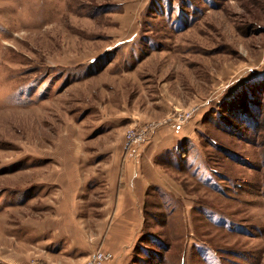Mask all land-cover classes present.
<instances>
[{
	"label": "rangeland",
	"instance_id": "rangeland-1",
	"mask_svg": "<svg viewBox=\"0 0 264 264\" xmlns=\"http://www.w3.org/2000/svg\"><path fill=\"white\" fill-rule=\"evenodd\" d=\"M96 251L264 264V0H0V264Z\"/></svg>",
	"mask_w": 264,
	"mask_h": 264
},
{
	"label": "crops",
	"instance_id": "crops-1",
	"mask_svg": "<svg viewBox=\"0 0 264 264\" xmlns=\"http://www.w3.org/2000/svg\"><path fill=\"white\" fill-rule=\"evenodd\" d=\"M129 153H127V154L129 156L130 155L134 156V160L139 165H141L142 163L145 162L146 148H143L142 150H139V151L137 148H135ZM113 201L116 203V205H115L116 209H115V216L114 217H116L120 220H123V222H125L128 225L127 227H129V228L133 227L135 224V219H137L139 217L138 209L136 208V206H134V203H136L138 200L136 201V197L134 198L133 191H130L128 188L124 189L120 192V194L118 196L115 197V199H113ZM131 223L133 226H131ZM109 231L110 232H106V235H110V236L116 235V236H118V238H116V239H121V236H123V233H121L120 230L119 231L109 230ZM122 246H124V244H122ZM122 246H120V247H122ZM103 247H106L109 250L110 249L116 250V247H114V245H111L110 247L108 245H104ZM89 256H90V254L88 255V257ZM87 258H86V260H87ZM51 261H53V260H51ZM53 262H55V261H53ZM53 264H63V263H61L60 261H57Z\"/></svg>",
	"mask_w": 264,
	"mask_h": 264
},
{
	"label": "built area",
	"instance_id": "built-area-1",
	"mask_svg": "<svg viewBox=\"0 0 264 264\" xmlns=\"http://www.w3.org/2000/svg\"><path fill=\"white\" fill-rule=\"evenodd\" d=\"M192 113H188L184 119L191 117ZM150 127L148 128V130ZM147 130V131H148ZM147 131L136 132L135 130H129L126 135V141L124 143V150L126 153L131 152L133 149L138 148L145 141ZM113 260V254L105 251H96L90 254L84 264H106Z\"/></svg>",
	"mask_w": 264,
	"mask_h": 264
}]
</instances>
